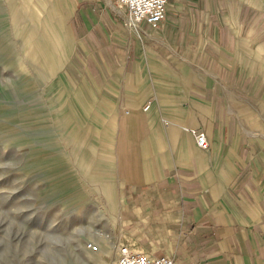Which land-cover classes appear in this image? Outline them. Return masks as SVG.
Returning <instances> with one entry per match:
<instances>
[{
    "label": "crops",
    "instance_id": "obj_1",
    "mask_svg": "<svg viewBox=\"0 0 264 264\" xmlns=\"http://www.w3.org/2000/svg\"><path fill=\"white\" fill-rule=\"evenodd\" d=\"M228 3L169 0L156 27L113 7L84 15L78 63L119 104V229L99 264L121 246L175 264H264V130L238 111L260 82L223 45Z\"/></svg>",
    "mask_w": 264,
    "mask_h": 264
},
{
    "label": "rangeland",
    "instance_id": "obj_2",
    "mask_svg": "<svg viewBox=\"0 0 264 264\" xmlns=\"http://www.w3.org/2000/svg\"><path fill=\"white\" fill-rule=\"evenodd\" d=\"M106 7L130 17L114 0H0V264H99L111 250L118 94L77 60L84 15ZM220 16L228 56L260 82L238 106L259 132L264 0H229Z\"/></svg>",
    "mask_w": 264,
    "mask_h": 264
},
{
    "label": "built area",
    "instance_id": "obj_3",
    "mask_svg": "<svg viewBox=\"0 0 264 264\" xmlns=\"http://www.w3.org/2000/svg\"><path fill=\"white\" fill-rule=\"evenodd\" d=\"M127 9L132 21L156 27L165 17L169 0H114ZM149 103L146 109L149 108ZM198 145L208 146L206 134H197ZM116 264H175L171 256L149 257L132 251L128 246H121Z\"/></svg>",
    "mask_w": 264,
    "mask_h": 264
},
{
    "label": "bare ground",
    "instance_id": "obj_4",
    "mask_svg": "<svg viewBox=\"0 0 264 264\" xmlns=\"http://www.w3.org/2000/svg\"><path fill=\"white\" fill-rule=\"evenodd\" d=\"M87 247H88L90 250H93V251H97V250H98L97 247H98V248H100V250L102 251L101 244L96 246V244L90 243Z\"/></svg>",
    "mask_w": 264,
    "mask_h": 264
}]
</instances>
